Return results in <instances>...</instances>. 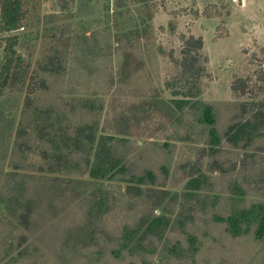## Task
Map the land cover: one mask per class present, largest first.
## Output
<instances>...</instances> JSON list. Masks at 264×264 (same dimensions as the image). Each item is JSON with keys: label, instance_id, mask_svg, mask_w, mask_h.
I'll use <instances>...</instances> for the list:
<instances>
[{"label": "rangeland", "instance_id": "rangeland-1", "mask_svg": "<svg viewBox=\"0 0 264 264\" xmlns=\"http://www.w3.org/2000/svg\"><path fill=\"white\" fill-rule=\"evenodd\" d=\"M21 1V26L0 33V71L18 38L0 94V264H264V188L249 185L264 120L238 146L224 137L242 101L264 100V0H196L218 4L194 24L195 0ZM189 30L206 55L194 82L172 61ZM244 152L246 170L214 166ZM131 165L135 181L118 174Z\"/></svg>", "mask_w": 264, "mask_h": 264}, {"label": "trees", "instance_id": "trees-1", "mask_svg": "<svg viewBox=\"0 0 264 264\" xmlns=\"http://www.w3.org/2000/svg\"><path fill=\"white\" fill-rule=\"evenodd\" d=\"M207 7V6H206ZM203 16L209 17L210 15L207 13L206 8L203 9L201 12ZM194 16H198L199 13L197 10L193 11ZM25 17V13L22 9V1L21 0H0V33L9 32L15 29H18L21 26V22L23 21ZM226 24L225 20H220V24L216 28L215 35L217 37H221V25ZM180 39L182 40V58L181 60H178L177 58L173 57L172 54V61L174 65L177 67L176 76L179 79L185 80V81H198L202 74L205 71V67L203 65V62H206V55L203 54V39L202 37H195L193 35L185 36L184 34L180 35ZM18 43V38L16 36H10L5 38V57L4 62L0 71V94H2L4 88L9 83L10 77H11V71L15 67V56L16 51L15 47ZM261 52H264V48L260 49ZM204 60V61H203ZM250 78H236L230 85L231 91L238 96L245 95L248 91H251L250 89ZM179 91V90H178ZM176 93H181V92ZM185 96L194 97L195 94L192 90L188 91V94ZM177 103L181 104L179 106L184 107L186 105L185 99L183 100H176ZM189 102V101H188ZM194 104H199V101H196ZM250 115L251 118H247L246 116ZM236 118L238 119V122L231 125L228 130H226V133L224 134L225 140L228 143H231L233 146H238L239 142L245 137V135H248L247 128L249 125H251L252 121L258 122V125L260 124V121L264 120V100H245L240 103L239 106V113L237 114ZM211 145H214L215 141L210 140L209 141ZM104 151L103 145L100 144L99 152ZM206 152H208V155L215 157L218 154V150H213L210 148L209 150L202 149L199 152L198 158L194 161V166L198 167L201 163V159L206 155ZM253 157L252 153L244 152L242 157L240 158L239 162H233L230 163L227 167L223 168L221 164H219L216 160H214V166L217 167L221 172L230 173L235 171L237 168L241 167L243 170H246L248 168V164L251 161V158ZM98 162L95 163V165L91 169V174L94 178H103L107 174V171H103L102 168V162L98 158ZM135 165H131L129 167H123L118 172L120 177H127V179H130V181H135L138 173L135 172ZM152 183L158 182V178L156 176H152ZM196 184H198V181L192 179L189 181V186L191 189H194L196 187ZM249 185L253 186L257 189L264 188V171L260 172L255 178L249 180ZM261 219L262 222L264 219V216ZM259 232V230H258Z\"/></svg>", "mask_w": 264, "mask_h": 264}, {"label": "crops", "instance_id": "crops-1", "mask_svg": "<svg viewBox=\"0 0 264 264\" xmlns=\"http://www.w3.org/2000/svg\"><path fill=\"white\" fill-rule=\"evenodd\" d=\"M196 1V0H195ZM223 3H224V5H226V2L225 1H222ZM196 4H197V8H198V13H199V15L197 16V17H193V23L192 24H194L195 22H197V21H199L201 18H203L204 16L203 15H201V12H202V7H204L205 5H208V4H212V5H216V4H218V3H216L215 4V2L214 3H208V4H204L203 6L202 5H200L199 3H197V1H196ZM247 4H246V0H243V4L241 5V7H239L240 9H243V8H245V6H246ZM218 11H222V9H220L219 10V7H218ZM227 18H228V16H227ZM227 18H225L224 20H226ZM221 19H219L218 18V21H220ZM227 21V24H228V20H226ZM190 25L189 26V29L191 30V28H192V26L193 25ZM227 24H226V29L228 30V27H227ZM189 30V31H190ZM185 33V32H184ZM188 34H191V35H193V36H195V37H198V36H200V35H196V34H194L193 32H189ZM258 45H259V43L261 44V42H257L256 40H254ZM262 45V44H261ZM260 46V45H259ZM261 48H264V45L263 46H260Z\"/></svg>", "mask_w": 264, "mask_h": 264}]
</instances>
